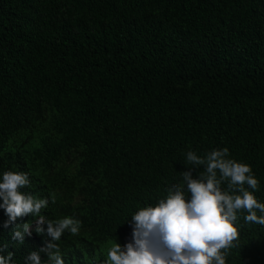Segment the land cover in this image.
I'll list each match as a JSON object with an SVG mask.
<instances>
[{
  "label": "trees",
  "instance_id": "16d2710c",
  "mask_svg": "<svg viewBox=\"0 0 264 264\" xmlns=\"http://www.w3.org/2000/svg\"><path fill=\"white\" fill-rule=\"evenodd\" d=\"M109 1L73 12L66 0H5L8 22L0 25V177L27 173L22 193L55 198L41 215L81 221L89 245L67 243L65 264H106L111 247L131 242L132 215L182 184L190 150L227 147L229 158L252 168L253 195L264 203V0H124V11L99 10ZM105 22L128 28L107 33ZM79 37L86 41L63 51ZM58 84L67 85V99L55 102ZM74 90L86 95L71 101ZM16 137L27 148L16 152ZM246 215L237 213L226 264H264V226ZM37 219L5 227L0 208V254L28 264L30 252L51 242L47 224L36 233ZM25 223L31 235L13 240Z\"/></svg>",
  "mask_w": 264,
  "mask_h": 264
},
{
  "label": "clouds",
  "instance_id": "9594fccd",
  "mask_svg": "<svg viewBox=\"0 0 264 264\" xmlns=\"http://www.w3.org/2000/svg\"><path fill=\"white\" fill-rule=\"evenodd\" d=\"M74 12H92L93 0H66ZM124 0H110L102 3L99 10L124 11ZM6 2L0 0V25L8 22L5 15ZM104 32L115 33L124 31L128 27L119 23L105 22L99 24ZM86 41V37H79L72 44H66L63 51H74ZM85 47V46H84ZM83 47V48H84ZM82 48V49H83ZM81 49V50H82ZM62 50V49H61ZM62 51V52H63ZM63 52V53H64ZM65 54V53H64ZM119 52L112 50L111 57ZM96 70L102 69L104 64L92 65ZM92 75L87 78L90 80ZM53 85H49L52 89ZM86 94L74 90L71 101H77ZM5 92L0 93V101H4ZM92 96L88 102L91 101ZM67 99V85H57L55 102ZM42 127L40 126L41 130ZM48 134L52 130L46 127ZM30 128L23 129L21 134H31ZM53 146L56 153L62 158V146L59 139L53 137ZM16 152L22 150L27 140L16 137ZM227 147L213 149L198 156L194 151H187L185 158L188 171L181 172L182 184L177 183L166 189L167 196L147 203L131 217V242L123 247L115 244L107 253L106 264H226L227 250L235 247L238 240V229L235 223L237 213L246 211V223H255L264 226V203L258 202L253 195L259 191V181L254 177L252 168L241 162L229 158ZM64 160V159H63ZM196 177L193 171L197 169ZM20 170H5L0 177V199L3 203L0 208L5 210L8 221L5 227L15 223L18 217L29 214L38 217L35 231L44 235L42 225L47 224V236L51 242H45V247L39 251H32L25 258L28 264H65L68 254L64 247L70 241L78 243L84 251L89 245L85 233L81 230V221L73 217H64L58 220L46 219L41 211L49 203H55V198H38L35 195L22 193L20 190L30 186L27 173ZM227 184L226 188L222 185ZM245 185L252 191L247 190ZM185 192L188 193L185 196ZM190 194V195H189ZM257 211L261 215H257ZM92 227V224H89ZM22 229V230H21ZM31 224L17 225L12 232V239L23 243L24 235H31ZM70 233L63 236L65 233ZM65 238L66 241L57 242ZM61 240V241H62ZM6 247V246H5ZM224 251H221V250ZM4 248H0V253ZM43 252L48 258L41 263L39 253ZM97 255V252H96ZM14 254L7 256L0 254V264H15ZM98 258V255L95 256ZM93 264H103L99 258H94Z\"/></svg>",
  "mask_w": 264,
  "mask_h": 264
}]
</instances>
